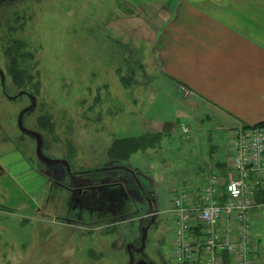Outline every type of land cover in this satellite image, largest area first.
Instances as JSON below:
<instances>
[{
	"label": "rangeland",
	"instance_id": "obj_1",
	"mask_svg": "<svg viewBox=\"0 0 264 264\" xmlns=\"http://www.w3.org/2000/svg\"><path fill=\"white\" fill-rule=\"evenodd\" d=\"M159 1L0 0L7 93L35 95L23 125L40 132L43 154L65 160L74 176L37 157L35 140L16 125L28 99L7 100L0 89V264H127V245H139L147 224L145 259L175 264L164 211L172 190L188 186L179 173L189 149L208 161L210 149L222 159L229 148L216 118L186 120L184 134L180 120L161 127L163 111L137 104L141 83L156 69L152 50L164 48L151 47L153 31L140 27L144 12L157 16L174 2ZM200 1L264 7V0ZM179 90L195 97L186 86ZM165 112L168 121L180 113ZM152 133L161 139L143 151L126 155L119 143L138 136L148 143Z\"/></svg>",
	"mask_w": 264,
	"mask_h": 264
},
{
	"label": "crops",
	"instance_id": "obj_2",
	"mask_svg": "<svg viewBox=\"0 0 264 264\" xmlns=\"http://www.w3.org/2000/svg\"><path fill=\"white\" fill-rule=\"evenodd\" d=\"M199 2L174 0L160 5L157 16L151 9L144 12L146 19L140 27L153 31L151 47L160 42L164 48L152 50L156 69L141 83L137 104L163 111L161 127L180 120L184 134L186 120L205 124L208 118H216L226 126L227 145L228 129L264 123V7ZM181 86L195 97H182ZM169 110L180 113L168 121L165 111ZM192 150L194 147L189 149V164L179 173L188 186L174 188V194L179 188L196 190L208 171L223 173L228 166L229 153L221 159L210 149V159L202 161L198 151L194 154ZM254 199L252 225L256 235L250 258L251 264H264V180L255 188Z\"/></svg>",
	"mask_w": 264,
	"mask_h": 264
},
{
	"label": "built area",
	"instance_id": "obj_3",
	"mask_svg": "<svg viewBox=\"0 0 264 264\" xmlns=\"http://www.w3.org/2000/svg\"><path fill=\"white\" fill-rule=\"evenodd\" d=\"M223 173L210 170L196 190L179 188L164 211L169 217V257L175 264H251L256 235L255 188L264 180V127L228 131Z\"/></svg>",
	"mask_w": 264,
	"mask_h": 264
},
{
	"label": "water",
	"instance_id": "obj_4",
	"mask_svg": "<svg viewBox=\"0 0 264 264\" xmlns=\"http://www.w3.org/2000/svg\"><path fill=\"white\" fill-rule=\"evenodd\" d=\"M0 86H1V90L3 93V96L7 99V100H17L21 95H26L28 100H29V105L27 107L22 108L18 115H17V120H16V124H17V128L20 132H22L23 134H26L28 136H31L34 140H35V153L37 155V157L39 159H41L42 161L49 163V164H54V163H61L62 165H64L66 167V169L68 171H70L69 165L65 160H60V159H53V158H49L47 156H45L42 152V146H43V136L40 132L29 129L27 127H25L23 125V116L25 113L27 112H31L35 105H36V97L34 94H32L29 91L26 90H22L20 92H18L15 95H10L7 93L6 90V85H5V76L3 71L0 69ZM149 228V224H147L146 226L141 228V235H140V245L139 247L135 250L137 253H140L142 255H144V247H145V240H146V235H147V230ZM133 245L129 244L127 245V253H128V263L127 264H148L144 258H141L137 261L134 260L133 257Z\"/></svg>",
	"mask_w": 264,
	"mask_h": 264
},
{
	"label": "trees",
	"instance_id": "obj_5",
	"mask_svg": "<svg viewBox=\"0 0 264 264\" xmlns=\"http://www.w3.org/2000/svg\"><path fill=\"white\" fill-rule=\"evenodd\" d=\"M22 90H25V89H22ZM139 139H140L139 136L138 137H130V140L127 141V142L126 141H123V143L119 142V143H121L120 145H122V147L124 149V152L129 149L126 152V155H128L130 153L132 154V153H134L137 150H142L143 151L146 148L147 144L158 143L159 140L161 139V134L152 133L150 138L148 139V143H146V138H145V139L141 140L142 143L140 144Z\"/></svg>",
	"mask_w": 264,
	"mask_h": 264
},
{
	"label": "flooded vegetation",
	"instance_id": "obj_6",
	"mask_svg": "<svg viewBox=\"0 0 264 264\" xmlns=\"http://www.w3.org/2000/svg\"><path fill=\"white\" fill-rule=\"evenodd\" d=\"M1 69V68H0ZM2 70V69H1ZM3 71V70H2ZM4 73V72H3ZM4 76H5V74H4ZM5 85H6V82H5ZM0 89H1V86H0ZM6 90H7V87H6ZM20 91H22V90H20ZM20 91H18V92H20ZM1 92H2V90H1ZM3 94V93H2ZM21 96H25L26 98H27V96L26 95H21ZM20 96V97H21ZM19 97V98H20ZM18 98V99H19ZM28 99V98H27ZM29 101V100H28ZM25 115V114H24ZM16 120H17V117H16ZM17 125V124H16ZM63 167H64V169H65V171H66V173H68L69 175H70V177L72 176L71 174H72V170H71V168H70V166H69V168H70V171H68L67 169H66V167L63 165ZM78 177H79V175H78ZM82 177V176H81ZM72 178H74V176H72ZM96 186H89L88 188H95ZM98 187H102V186H98ZM131 245H133V244H131ZM139 245H140V241H139ZM139 245L138 246H135V245H133V249H132V252H133V257H134V254H139L141 257H140V259L141 258H144V260L148 263V264H152L150 261H148V260H146L145 258H146V256H145V254L144 255H142V254H140V253H137L135 250L139 247ZM134 260H135V258H134ZM139 260V259H138ZM137 261V260H136Z\"/></svg>",
	"mask_w": 264,
	"mask_h": 264
}]
</instances>
